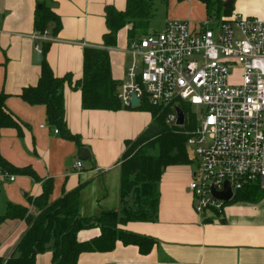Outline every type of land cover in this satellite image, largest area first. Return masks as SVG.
Instances as JSON below:
<instances>
[{
    "label": "crops",
    "instance_id": "obj_1",
    "mask_svg": "<svg viewBox=\"0 0 264 264\" xmlns=\"http://www.w3.org/2000/svg\"><path fill=\"white\" fill-rule=\"evenodd\" d=\"M195 1L200 2L186 0V4L195 6ZM41 3L48 4L60 17L61 26L54 36L43 37L34 31V13ZM108 6L122 11L126 0H0V91L7 94L5 105L21 124V134L17 128H0V154L15 166L29 165L41 180L50 178L51 201L81 185L78 210L87 217L120 208V166L126 141L135 139L152 121L149 111L84 109L80 90L74 87L83 75V52L89 47L106 49L111 77L119 85L126 79L132 60L127 51V27L118 30L114 45L104 44ZM231 13L264 21V0H234L227 14ZM43 39L50 40L45 59L53 73L70 76L63 87L66 124L90 149L91 159H80L76 142L61 137L48 124L45 105L30 104L19 96L24 87L37 83L40 62L34 55L40 54L36 47ZM189 159L187 164L163 169L153 219L120 225L153 238L148 253L118 241L111 251L81 253L77 264H264V192L256 200L251 196L253 191L247 192L246 197L227 204L222 214L207 210L199 215L188 188L194 172ZM76 161H81V168L74 166ZM14 176L10 181L0 170V214L11 202L27 206L35 215L37 208L28 198L40 193L42 181L28 175ZM27 228L25 220L0 222L2 263L14 253ZM99 232L98 227L83 229L77 238L86 240ZM51 257L50 250L39 253L35 264H51Z\"/></svg>",
    "mask_w": 264,
    "mask_h": 264
},
{
    "label": "built area",
    "instance_id": "obj_2",
    "mask_svg": "<svg viewBox=\"0 0 264 264\" xmlns=\"http://www.w3.org/2000/svg\"><path fill=\"white\" fill-rule=\"evenodd\" d=\"M127 51L132 60L118 86L121 105L138 107L143 101L160 107L171 127L194 122L186 130V148L194 164L188 188L195 212L222 214L238 192L264 190V21L238 13L209 16L194 27L167 21L132 39ZM236 67L240 79L233 82L229 77ZM133 95L137 106L131 104ZM177 108L182 124L176 123ZM74 166L81 168V161ZM226 182L228 201L212 193L223 191Z\"/></svg>",
    "mask_w": 264,
    "mask_h": 264
},
{
    "label": "trees",
    "instance_id": "obj_3",
    "mask_svg": "<svg viewBox=\"0 0 264 264\" xmlns=\"http://www.w3.org/2000/svg\"><path fill=\"white\" fill-rule=\"evenodd\" d=\"M166 1V0H163ZM207 12L216 9V17L230 13L223 7L222 0H198ZM154 10V0H126L125 9L120 11L112 6L105 9L107 32L104 44L114 45L118 30L127 27V37L131 41L147 30ZM61 26L59 15L46 4L36 8L33 27L36 34L48 32L57 34ZM50 40L40 41V75L33 86L24 87L19 96L30 104H43L46 107V119L50 126L57 129L63 138L76 142L80 149L83 144L78 134L72 133L66 124L63 87L70 76H56L45 59ZM118 81L111 77L109 57L106 49L100 47L85 48L83 52V75L74 84L80 90L81 105L84 109L118 110L123 108L118 98ZM7 94L0 91V128H17L20 133V121L5 105ZM137 109L149 111L152 121L135 139L126 141L121 156L120 197L118 210H104L97 216L87 217L79 213L78 194L80 186L64 192L50 200L52 180H41L29 166L18 167L11 164L0 154V170L9 174L28 175L42 181L38 195L28 198V202L37 208L35 215L28 207L8 202L0 222L6 219L25 220L28 228L20 238L14 253L0 264H35L39 253L50 250L51 264H77L83 252H107L114 249L119 241L124 245L133 244L142 254L148 253L155 240L151 237L127 231L120 227L129 221H147L153 219L158 208V181L163 169L168 165L190 162L186 148L187 133L194 127L190 121L184 127H171L165 123V113L160 107L141 102ZM188 110L187 105H182ZM21 134V133H20ZM245 193L236 194L235 200L246 197ZM249 192V191H248ZM264 190L254 187L253 199L263 195ZM98 227L100 232L86 240H78L77 234L83 229Z\"/></svg>",
    "mask_w": 264,
    "mask_h": 264
},
{
    "label": "rangeland",
    "instance_id": "obj_4",
    "mask_svg": "<svg viewBox=\"0 0 264 264\" xmlns=\"http://www.w3.org/2000/svg\"><path fill=\"white\" fill-rule=\"evenodd\" d=\"M186 3V0H154V10L152 18L149 21L147 30L143 33H140V36H143L152 31L160 30L162 24L165 21H186L188 22L190 27H194L204 22L209 18V16L215 17L216 15L215 8L210 9L208 13L204 6L200 4V2H193L195 3V6H190ZM129 59H131V56L129 57ZM232 71L233 74L229 77V79L233 82L239 81L240 78L238 67L234 68ZM191 111H197V108L195 106H192ZM188 155L190 157L189 152ZM229 203H231V201H228L225 206Z\"/></svg>",
    "mask_w": 264,
    "mask_h": 264
},
{
    "label": "water",
    "instance_id": "obj_5",
    "mask_svg": "<svg viewBox=\"0 0 264 264\" xmlns=\"http://www.w3.org/2000/svg\"><path fill=\"white\" fill-rule=\"evenodd\" d=\"M233 3H234V0H226L224 3H223V7L224 8H228V9H232L233 8ZM39 8H41V5H38ZM35 57V60L36 62H39L40 61V54L39 53H36L34 55ZM139 103V99L133 95L132 98H131V104L132 106H137ZM177 110V124H182L183 123V120H184V115L183 113L180 111L179 108L176 109ZM79 157L80 159L82 160H87V159H91V152H90V149L87 147V146H82L80 149H79ZM212 193L219 199H222L224 201H228L230 198H231V190L229 188V185L227 184V182L225 183V188L223 191H220V192H217V191H214L212 189Z\"/></svg>",
    "mask_w": 264,
    "mask_h": 264
}]
</instances>
